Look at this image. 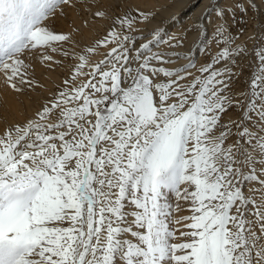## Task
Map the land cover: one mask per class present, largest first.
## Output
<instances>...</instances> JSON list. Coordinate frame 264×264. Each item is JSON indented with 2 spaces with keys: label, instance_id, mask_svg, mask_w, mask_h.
<instances>
[{
  "label": "snow or ice",
  "instance_id": "obj_1",
  "mask_svg": "<svg viewBox=\"0 0 264 264\" xmlns=\"http://www.w3.org/2000/svg\"><path fill=\"white\" fill-rule=\"evenodd\" d=\"M70 4L0 0V73L9 87L38 86L29 56L77 61L41 110L0 133V264H264V44L248 90L234 91L246 45L225 19L254 0L216 10L224 47L199 67L174 50L182 39L163 41L156 29L138 41L130 14L94 46L70 52L71 34L54 30ZM154 41L168 44L167 58ZM233 108L235 118L222 122ZM245 181L258 182L259 202ZM171 196L192 212L179 238Z\"/></svg>",
  "mask_w": 264,
  "mask_h": 264
},
{
  "label": "bare ground",
  "instance_id": "obj_2",
  "mask_svg": "<svg viewBox=\"0 0 264 264\" xmlns=\"http://www.w3.org/2000/svg\"><path fill=\"white\" fill-rule=\"evenodd\" d=\"M71 1L72 3L64 8V12L54 22L55 31L71 34V46L64 45L69 48L70 52L80 51L88 46H94L97 40L102 39L106 35L109 31V26L117 16L130 14L137 18L138 23L136 27L140 30L138 33L140 35L138 41L140 42L142 39L145 41L151 39L153 30L158 29L163 41H170L173 38L177 40L182 39L184 43L176 49L181 50L179 52L189 56L188 51L191 50L192 45L195 43L192 44L193 40L199 41L197 52L192 57L196 61L197 67L210 62V58L224 47L222 44L217 45V37L214 35V27L217 24L216 10L235 7L238 2L244 4L246 7L248 3L253 2V0H222L216 8H213L211 4L212 0H201L196 7H193L196 4V0ZM254 5V7L247 8L246 11H241L239 8H236L234 16L225 14L227 27L235 43L246 45L245 51L235 58L237 60V66L234 69L236 75L233 76L232 84L234 91L246 92L248 90L250 72L254 69L252 68L254 60L256 67L253 74L259 66L256 53L250 55V49L252 36L253 40L256 39L254 31L257 28L264 27V0H254ZM209 9L211 11H208ZM57 11L59 12L60 9L58 8ZM97 12H104L105 16H96L95 14ZM140 13L146 14L148 19L144 20L140 16ZM258 19L260 20L259 27L256 23ZM198 22H202L205 27L199 28L197 26ZM168 27L170 29L166 31ZM262 42L264 44V40ZM154 45L155 47L156 45L161 46V49H169L167 43L157 44L154 41L152 46ZM109 46L98 47L96 53L89 57L90 62H99L103 59L104 55L108 52L107 48ZM158 49L160 48L158 47ZM51 55L54 61H62V64L55 62H47L45 64L36 55L29 56L26 62L33 65L29 71L34 70L35 72L29 74L33 76L34 81L41 76H45L46 81L49 83L48 93L55 94L58 91L56 87L58 85L63 86L62 82L68 76L69 66L75 64L77 61L75 57L68 59L60 53H51ZM186 62L183 58L177 61L180 65ZM162 64L169 66L164 63ZM85 70L87 71V69ZM192 71L196 75L199 74L195 69ZM84 79V77H80L77 83L82 82ZM165 79L161 74L160 81H164ZM33 89L26 87L23 91L17 92L8 86L5 76L0 73V118L3 123V129L6 125L11 124L14 119L17 121L18 119L27 120L31 118V116H25L24 106L29 101V94L33 93ZM237 110L236 108L230 109L226 115L222 116V122L227 123L230 118L235 117Z\"/></svg>",
  "mask_w": 264,
  "mask_h": 264
},
{
  "label": "rangeland",
  "instance_id": "obj_3",
  "mask_svg": "<svg viewBox=\"0 0 264 264\" xmlns=\"http://www.w3.org/2000/svg\"><path fill=\"white\" fill-rule=\"evenodd\" d=\"M222 0H212V2H211V4L213 5L212 7L213 8H216L217 6H218V4H220V2H221ZM196 2V4L193 6V7H196L200 2H201V0H196L195 1ZM71 3H72V1H71ZM256 23H257V25H258V27H259V25H260V20L258 19L257 21H256ZM205 27V26H204ZM264 27H261V28H257L255 31H257V32H255L254 31V33H255V37H256V39H254L253 40V36H252V44H251V49H250V55H253L254 53H256V49L257 48H259L261 45H262V40L260 39V37H261V35L262 34H264V30H262ZM168 29H170V27H168L167 29H166V31L168 30ZM165 31V32H166ZM258 31H260V32H258ZM164 32V33H165ZM153 33V32H152ZM163 33V34H164ZM258 33V34H257ZM260 34V35H259ZM252 35H253V33H252ZM139 36L140 35H138L137 36V39L139 40ZM153 36V35H152ZM201 37V36H200ZM198 39V38H197ZM200 39V38H199ZM143 40V41H142ZM141 40V42H147V41H145L144 39H142ZM195 42V43H194ZM197 42V43H196ZM194 43V44H193ZM199 41H196V40H193V42H192V47H191V50L190 51H188L189 53V56L192 58V57H194L195 56V54H196V52H197V46H199ZM110 47H111V45L109 46V48H107V51H109L110 50ZM158 47L160 48V49H158ZM162 47L161 46H157L156 45V47H155V45L154 46H152V50L154 51V52H156L157 50L159 51V52H162L163 54H164V56H165V58H167V56H168V54H169V49H161ZM194 49V50H193ZM165 50H166V52H165ZM168 50V51H167ZM175 50V49H174ZM175 51H177V52H179V51H181V50H175ZM194 51V52H193ZM193 59V58H192ZM45 64L47 63V62H45V61H43ZM252 64V63H251ZM165 66V65H163L162 63H159V64H157V66ZM217 67H219V65H217ZM255 60H254V65H253V67L252 68H254V69H252L251 70V72H250V76H249V79H248V86H249V83H250V80H251V78H252V76H253V71L255 70ZM32 72H35L34 70H32V71H29V73H32ZM44 78V79H43ZM46 77L45 76H41L39 79H36V81H35V83L38 85L37 87H35L34 89H33V93H31V94H29V101L27 102V103H25V106H24V114H25V116L26 117H30L31 116V118L34 116V114L38 111V110H41V107H42V105H44V104H46V103H48V101L51 99V97L53 96V94L52 93H48V86H49V83L46 81V79H45ZM160 82H163V81H160ZM62 86L61 85H58L57 87H56V89H59V88H61ZM237 112H239V109L237 110ZM236 112V113H237ZM233 118H235V117H233ZM24 121H26V120H20V119H18L17 121L14 119V120H12V122H11V124H9V125H6L5 127H4V129H3V123H2V120H1V118H0V133H2L7 127H9V126H11V125H14V124H16V123H18V122H24ZM50 122H55V120L54 119H52V120H50ZM233 141H228V143H232ZM257 167H259V165H257ZM260 178H262V179H264V176H262V177H260ZM182 188H183V186H182ZM243 188L245 189V191H246V193L248 194V195H250V196H253L256 200H257V202H259L260 201V197H261V192L259 191V188H260V186H259V184H258V182H252V181H245V182H243ZM252 188H256L257 189V191L256 192H251L250 191V189H252ZM170 202L172 203V205H173V207H172V209H171V220L172 221H179L178 223H170V227L171 228H174L175 230H176V236H177V238H179L180 237V232L181 231H188V229L187 228H185L184 227V225L185 224H187V223H190V221H188V220H184V219H182L183 217H188V216H190L191 214H192V212H191V207H190V204L188 203V202H185V201H183L182 199H180L179 197H175V196H171L170 197Z\"/></svg>",
  "mask_w": 264,
  "mask_h": 264
}]
</instances>
